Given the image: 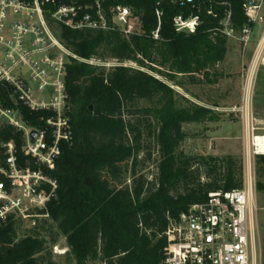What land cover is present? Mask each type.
<instances>
[{
  "label": "trees",
  "instance_id": "1",
  "mask_svg": "<svg viewBox=\"0 0 264 264\" xmlns=\"http://www.w3.org/2000/svg\"><path fill=\"white\" fill-rule=\"evenodd\" d=\"M158 1L106 0V5L132 8L139 31L129 37L119 31L64 26L57 31L79 57L118 65L76 60L68 64L66 84L75 138L72 145H62L51 173L59 183L57 197L32 233L18 238L19 219L10 216L3 222L0 264H56L47 244L55 245L59 237L65 238L75 264H163L169 243L165 233L180 223L182 213L205 201L209 192L242 188L241 157L184 156L179 151L187 137L184 124L214 120L216 114L186 99L168 81L181 86L175 82L179 74L207 77L206 70L225 60L229 39L218 30L219 22L229 8L235 29H241L247 23L243 0H206L194 33L177 32L173 18L195 14V9L167 0L158 5ZM157 8L163 15L155 39ZM210 9L217 16L209 14ZM129 62L137 66H128ZM213 74L217 76V71ZM0 93L13 106L7 91ZM141 101L148 105L138 106ZM23 113L25 120L37 124V115L26 109ZM145 130L154 135L158 155L157 172L151 178L137 171ZM4 138L14 139L23 155L21 134L8 128ZM256 159L264 175V155ZM128 172L130 182L120 181ZM180 185L185 192L174 195ZM256 188L264 192V183L257 182Z\"/></svg>",
  "mask_w": 264,
  "mask_h": 264
},
{
  "label": "built area",
  "instance_id": "2",
  "mask_svg": "<svg viewBox=\"0 0 264 264\" xmlns=\"http://www.w3.org/2000/svg\"><path fill=\"white\" fill-rule=\"evenodd\" d=\"M167 1L195 9V14L173 18L177 32L194 33L202 22L199 12L206 0ZM243 10L247 23L241 29H235L229 8L218 27L228 39L248 47L255 25H262L241 101L229 109L243 124V186L209 192L205 201L182 213L180 223L172 224L165 233L169 243L163 264H259L254 249L257 207L252 161L264 155V119L254 109L253 82L264 54V0H243ZM207 12L217 16L211 9ZM156 15L158 26L153 37L158 39L161 8L156 9ZM63 26L119 31L126 37L139 31L131 7L106 5V0H0V90L7 91L13 103L9 106L0 97V223L10 216L35 223L48 216V205L57 197L59 183L51 173L62 145H72L75 138L66 84L68 64L76 60L105 67L118 65L116 61L86 60L73 53L57 35ZM24 109L37 115V124L25 120ZM8 128L21 134L22 156L15 140L4 138ZM33 131L36 136L32 142Z\"/></svg>",
  "mask_w": 264,
  "mask_h": 264
},
{
  "label": "rangeland",
  "instance_id": "3",
  "mask_svg": "<svg viewBox=\"0 0 264 264\" xmlns=\"http://www.w3.org/2000/svg\"><path fill=\"white\" fill-rule=\"evenodd\" d=\"M261 31L262 26L259 24L255 25L249 47H244L237 39H229L228 54L225 60L214 69L206 70L207 77L202 73H198L195 76L179 74L175 82L181 83V86L174 85V82L163 78L186 99L201 106L212 107L211 109L216 114L214 120L184 124L183 129L187 137L179 149L184 156L198 154L239 156L242 159L245 174L243 124L240 117L236 113L229 112V109L238 105L241 101L243 86L255 59L254 52L258 46V37ZM249 53H252L251 56H249ZM127 65L137 66L133 62H129ZM163 69L167 71L166 67ZM215 71H217V76L213 74ZM253 85L254 109L258 117L264 119V54L260 57L254 73ZM182 104L187 105V102L182 101ZM143 105L148 104L144 101L138 104L140 107ZM151 129L153 131L155 125H152ZM148 130L143 133V145L145 148L138 155L137 171L146 173L151 178V176L155 177L157 172L158 155L154 135L149 134ZM252 170L256 190L255 206L257 207V212L253 218L255 228L254 249L258 263L264 264V192H260L256 188L257 182L264 183V175H260L258 171L256 158L252 161ZM130 179L131 174L128 172L124 173L120 181L128 180L127 183H129ZM184 192L185 189L181 185L173 190L174 195ZM40 219L35 223L29 219H19L17 224L18 238L32 233ZM3 225L4 223H0V227ZM41 233L46 234L45 231ZM46 238L50 239L47 234ZM47 245L52 252V262L56 264H75L65 238L59 237L55 245H51L50 242Z\"/></svg>",
  "mask_w": 264,
  "mask_h": 264
},
{
  "label": "water",
  "instance_id": "4",
  "mask_svg": "<svg viewBox=\"0 0 264 264\" xmlns=\"http://www.w3.org/2000/svg\"><path fill=\"white\" fill-rule=\"evenodd\" d=\"M90 108L93 109V106H91ZM35 136H36V132L33 131L32 134H31V141H32V142L34 141Z\"/></svg>",
  "mask_w": 264,
  "mask_h": 264
},
{
  "label": "crops",
  "instance_id": "5",
  "mask_svg": "<svg viewBox=\"0 0 264 264\" xmlns=\"http://www.w3.org/2000/svg\"><path fill=\"white\" fill-rule=\"evenodd\" d=\"M260 25V24H259ZM262 26V25H261ZM261 33H262V31H261ZM261 33H260V35H259V37H258V41L260 40V36H261ZM251 44V43H250ZM249 47V46H248ZM228 52V51H227ZM255 53V52H254ZM228 54V53H227ZM250 55L249 56H251V54L252 53H249ZM227 56V55H226ZM210 108H212V107H210ZM218 109V108H217Z\"/></svg>",
  "mask_w": 264,
  "mask_h": 264
}]
</instances>
